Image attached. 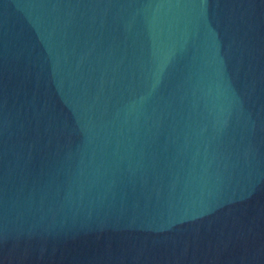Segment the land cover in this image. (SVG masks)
<instances>
[{"label": "water", "instance_id": "obj_1", "mask_svg": "<svg viewBox=\"0 0 264 264\" xmlns=\"http://www.w3.org/2000/svg\"><path fill=\"white\" fill-rule=\"evenodd\" d=\"M0 264H264V0H0Z\"/></svg>", "mask_w": 264, "mask_h": 264}]
</instances>
